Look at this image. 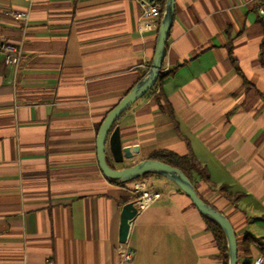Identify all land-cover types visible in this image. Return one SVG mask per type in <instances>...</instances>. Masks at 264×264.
<instances>
[{"label": "crops", "instance_id": "1", "mask_svg": "<svg viewBox=\"0 0 264 264\" xmlns=\"http://www.w3.org/2000/svg\"><path fill=\"white\" fill-rule=\"evenodd\" d=\"M260 7L176 0L169 71L112 129L137 152L117 162L107 145L116 168L163 151L195 156L210 179L193 172V183L231 221L239 264L264 256L255 243L245 251L247 235L264 242ZM142 14L136 0H0V45L23 52L17 70L0 53V264H227L175 183L156 173L118 183L101 170L99 129L155 53L160 23L146 29ZM141 179L161 193L122 238L121 214ZM122 242L135 250L132 260L122 259Z\"/></svg>", "mask_w": 264, "mask_h": 264}, {"label": "water", "instance_id": "2", "mask_svg": "<svg viewBox=\"0 0 264 264\" xmlns=\"http://www.w3.org/2000/svg\"><path fill=\"white\" fill-rule=\"evenodd\" d=\"M175 2L176 0H165L155 53L147 73L107 114L99 129L97 137L99 164L104 175L118 183H127L149 173L162 175L175 183L191 198L194 205L203 215L216 221L222 227L228 247V264H239L238 239L231 221L224 213L206 202L199 195L193 181L182 169L155 158L143 159L134 165L116 168L107 159L108 143L117 162H122L125 158H131L137 152V149L123 147L119 126H115L113 131L112 129L117 119L138 99L154 88L160 78L165 63L169 34L174 21ZM138 213L139 208L136 206L135 200L124 206L121 214L120 237L123 238L127 235V230L131 227Z\"/></svg>", "mask_w": 264, "mask_h": 264}, {"label": "built area", "instance_id": "3", "mask_svg": "<svg viewBox=\"0 0 264 264\" xmlns=\"http://www.w3.org/2000/svg\"><path fill=\"white\" fill-rule=\"evenodd\" d=\"M143 9L142 21L146 29L150 28L151 21L160 23L163 14V2L165 0H136ZM263 19H264V0H261L260 7ZM12 15L22 21L27 22L30 18L28 12L15 11ZM0 53L3 56L4 62L8 66H12L15 70L18 69L21 58L22 48L19 45L12 43H3L0 45ZM169 67H163L162 72H168ZM161 72V73H162ZM136 190L139 195L137 196L135 203L140 210L147 207L153 202V200L160 196V189L158 187L149 186L146 179H141L136 184ZM119 250L122 255V259L125 261L132 260L135 255V250L131 248L127 243L122 242L119 246ZM252 264H264V256L260 255L254 259Z\"/></svg>", "mask_w": 264, "mask_h": 264}, {"label": "trees", "instance_id": "4", "mask_svg": "<svg viewBox=\"0 0 264 264\" xmlns=\"http://www.w3.org/2000/svg\"><path fill=\"white\" fill-rule=\"evenodd\" d=\"M164 3L165 1L163 2V7H164ZM154 158L167 162L173 166L179 167L186 173V175L192 181L193 179H192L191 173L193 172L199 173L206 180L210 179L209 172L207 171L205 167L202 166V164L199 162V160L195 156H191V157L179 156L174 152L163 151V152H160L154 155ZM149 174H146L144 176H148ZM222 189H224V187ZM229 196L232 197L234 195L230 194ZM203 216L208 224L209 229L213 232L216 241L222 248L223 252H225V258L228 264V247H227L226 237L222 230V227L216 221L210 219L209 217L205 215ZM252 243H255L258 246L259 250L264 254V242L257 240L254 237H251V235H247L245 239V251L247 255L250 254V249H251L250 246ZM238 246H239V243H238ZM244 264H252V262L250 260H247V262H245Z\"/></svg>", "mask_w": 264, "mask_h": 264}]
</instances>
